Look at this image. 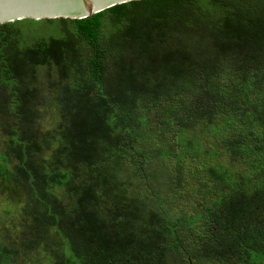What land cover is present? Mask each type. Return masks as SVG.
Listing matches in <instances>:
<instances>
[{
    "label": "trees",
    "instance_id": "16d2710c",
    "mask_svg": "<svg viewBox=\"0 0 264 264\" xmlns=\"http://www.w3.org/2000/svg\"><path fill=\"white\" fill-rule=\"evenodd\" d=\"M46 92L57 114L42 130ZM170 102L181 132L209 120L256 173L211 162L186 193L178 166L140 194L135 178L167 154L143 147V115L165 104L167 122ZM0 130V180L23 193L21 239L2 229L0 264H264V0H133L0 24ZM174 195L193 211L173 214Z\"/></svg>",
    "mask_w": 264,
    "mask_h": 264
},
{
    "label": "rangeland",
    "instance_id": "374dc122",
    "mask_svg": "<svg viewBox=\"0 0 264 264\" xmlns=\"http://www.w3.org/2000/svg\"><path fill=\"white\" fill-rule=\"evenodd\" d=\"M42 28L43 26H39ZM46 29L43 32L54 33L53 25L44 26ZM180 99V97H178ZM170 109L173 110V114L168 115L167 122H161L159 120V115L163 113V106L153 108L144 113L145 126L147 127L143 132L147 135V142L143 144L145 149H151L152 153H167L166 156L160 158L156 163L148 165L150 172L148 173V180L144 174L137 176L135 178L137 184V190L140 194L152 197L149 188L146 183L152 182V175L156 172H167L172 171L176 173L177 167L179 166V172L184 177V185L182 186L183 192L192 193L196 191L200 182L204 179L202 168L211 162H222L226 164H232L237 167V169L245 171L248 175H254L256 173V157L250 155L249 157L239 156V158L234 163L231 155L225 149L224 146L220 144V136L212 130H207V125L210 121H191L189 125H196L193 128H186L183 132L180 130V123L175 121L176 116L182 115L184 112L181 109L174 107L173 103H169ZM38 110V124L42 130H47L52 128L56 120V107H55V97L49 92L44 93V97L37 105ZM185 116V115H184ZM192 120V118H188ZM205 128V130L202 129ZM3 135L0 130V144ZM188 140L192 141V146L189 147ZM137 159V158H135ZM134 159L126 158L127 166L131 165V170L135 167L132 164ZM255 166V167H254ZM139 164L137 165V168ZM160 174L157 175V177ZM159 179V178H158ZM178 192L179 189H178ZM195 200L193 197H188L186 200H181L177 195H174L171 202V211L173 214L176 208L178 210L185 209L188 212H192L194 207L193 203ZM157 206L162 207V204L156 200ZM23 205V193L19 185L13 184L9 185L0 180V234L2 229L6 232L7 237H9L11 232L16 240H20L21 236L14 233L18 211ZM169 208V207H168ZM162 210V209H161ZM4 211H7L5 214ZM10 236L8 239H11ZM42 255V254H40ZM17 264H34L32 261L20 260ZM46 264L44 260H40V263Z\"/></svg>",
    "mask_w": 264,
    "mask_h": 264
},
{
    "label": "water",
    "instance_id": "95a60500",
    "mask_svg": "<svg viewBox=\"0 0 264 264\" xmlns=\"http://www.w3.org/2000/svg\"><path fill=\"white\" fill-rule=\"evenodd\" d=\"M133 0H0V24L24 18L84 19Z\"/></svg>",
    "mask_w": 264,
    "mask_h": 264
}]
</instances>
